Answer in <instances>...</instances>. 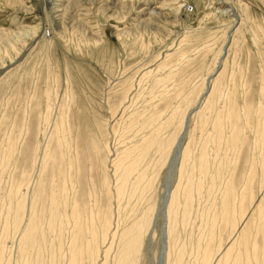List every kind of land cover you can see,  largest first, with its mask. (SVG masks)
Listing matches in <instances>:
<instances>
[{"label": "rangeland", "instance_id": "1", "mask_svg": "<svg viewBox=\"0 0 264 264\" xmlns=\"http://www.w3.org/2000/svg\"><path fill=\"white\" fill-rule=\"evenodd\" d=\"M68 1L61 17L0 0V264H49L60 242L82 255L92 209L111 223L106 264L142 219L138 264H165L164 233L169 264L209 250L218 264L230 248L264 264V0ZM35 26L15 50L4 42ZM74 200L86 213L70 241Z\"/></svg>", "mask_w": 264, "mask_h": 264}, {"label": "bare ground", "instance_id": "2", "mask_svg": "<svg viewBox=\"0 0 264 264\" xmlns=\"http://www.w3.org/2000/svg\"><path fill=\"white\" fill-rule=\"evenodd\" d=\"M44 1H45V3L47 5L49 4V7L52 10H55L56 13L64 11L66 9V7H67L66 3L69 2L68 0H44ZM126 1H128V4L125 3ZM129 2L132 3L133 0H125L122 5L124 7L129 6L130 5ZM134 3L136 4L137 1L133 2V5H134ZM187 9H188V11H192L193 7L191 6V7H188ZM187 9H186V11H187ZM59 16L65 17V13L62 12V13H60ZM55 18H56V16H55ZM61 20H63V19H61ZM137 22L138 23L133 24L130 27L131 31L137 32L141 28H144V27L150 28V26L153 23L150 18H145L142 21H137ZM61 24H62V22H61ZM60 25H59V27L61 29H63V25L62 26H60ZM39 29H40V27H36L35 26L34 28H29L28 31L24 30L25 32H19L18 31L14 35L13 38H10V39L6 38V41H4V42H7V44L9 45L10 49H14L15 50V47H14L15 44H17L18 41L23 42V38H24V40H26L25 37L29 38L30 40H34V39L38 38L40 36L39 34L41 33V32H39ZM120 33H121V31L118 30L117 34L119 35ZM28 43H30V41ZM2 45H4V44L2 43ZM29 45H32V44H29ZM0 49H2V48L0 47ZM9 51H11V50H9ZM20 51H21V49H20ZM11 55L9 57L7 56L8 59L4 63H6V64H14L16 58L17 59L19 58L20 52L17 51V53L15 55H13L12 57H11ZM1 66H3V65H1ZM1 66H0V68H1ZM208 87H210L209 91H211V85H208ZM191 115H192V113L189 116H187V118H186L185 132L181 136L179 142L176 141V143H175V146H176V144L178 142V144H177V156H176L174 161L172 160V163H173L172 165L174 167H175V165L177 163V160H178V158L180 156V152H181V148H182V144H183V138L185 137V135L187 133V129H188V125H189V122H190V119H191ZM183 130H182V132H183ZM180 159H181V157H180ZM178 166H180V165H178ZM127 167L128 168H127L126 173L122 176V182L123 183L126 181L127 177H129L131 175L132 171L136 169V167H135L133 162H131L130 165H128ZM142 179L143 178H142V174H141V177H139V181H141ZM171 189H173V188H171ZM174 194H175V192L171 191L170 195H169V197H168V199L166 201L167 202V204H166L167 205V208H166L167 209L166 210L167 219L166 220H167L168 228H169L168 229V235H169V231H170V223L172 221V217L177 212L176 211V206H175ZM19 208H20V206H18L15 211L17 212L19 210ZM96 212H99V211L96 210ZM85 213L86 212H84L81 208H79L77 200H74V202H72V203L67 202L66 208H65V212H64V222L62 224V227H63L62 228L63 230L61 231L62 235L66 231L70 235L72 234V236L69 239L70 241L74 238V236L76 237L77 233L75 234V232H74L75 227L80 225L82 223V221L85 220V219H83V217H84L83 215ZM89 213H91L90 219L88 220L86 218V220L89 221V225L87 226V232L91 236H90V238L87 239L88 240L87 241L88 245L86 247V250H84L82 252V255H80L78 252H71L70 256H68L67 253L65 254L64 251L60 252V248L62 247V242H60V244H55L54 243L56 248L51 254V259H50L49 264H106V260H107L106 255L109 252V247L107 248L108 245L105 246V249L103 250V253H105L106 255H102V248L100 249V244H101V242L102 243H106V241H108V239H109V236L110 237L112 236V234L110 235L111 223L107 219H105L104 223H102L100 221V219H99L100 217H99L98 213H93V209ZM54 217H55V221H57L58 216H54ZM223 219L227 220L229 218H228L227 215H224ZM14 220H15V218H14ZM145 223H146L145 220L142 219L141 221H139L137 223V225L134 227V229L130 232V234L128 236L127 243L124 244L123 247H122L121 258L119 260V264H138L139 256H140V252H141L140 251V247H139V243L143 239ZM14 224L18 226V223L16 222V220H15ZM7 225H9V223H7ZM78 231L81 232V225H80V228L78 229ZM163 241H164L163 242L164 244H163L162 250L164 252H163L162 258H163V261H165V264H169L170 263V261H169V251H167V254H166L167 240H166V237H165V233H164ZM75 242H76V240L74 241V244H75ZM232 251H233L232 248H230L229 250L225 251V253L223 254V259L220 260V262L218 264H239L238 253L236 254V256H234L232 254ZM24 256H26V249L23 251V259H24ZM165 258H166V260H165ZM211 258H212V252L209 250L205 254V257L203 259V264H210ZM99 259H100V261H99ZM232 259H234V260H233L232 263H230ZM24 262H26V261H24ZM179 263H180V261L178 259H176L175 264H179ZM26 264H28V263H26Z\"/></svg>", "mask_w": 264, "mask_h": 264}]
</instances>
